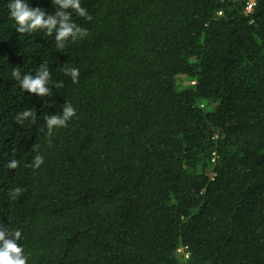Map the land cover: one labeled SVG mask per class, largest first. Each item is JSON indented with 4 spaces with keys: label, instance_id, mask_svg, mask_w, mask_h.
Returning a JSON list of instances; mask_svg holds the SVG:
<instances>
[{
    "label": "trees",
    "instance_id": "16d2710c",
    "mask_svg": "<svg viewBox=\"0 0 264 264\" xmlns=\"http://www.w3.org/2000/svg\"><path fill=\"white\" fill-rule=\"evenodd\" d=\"M10 2L0 231L27 264H264V0H80L90 20L22 0L87 30L63 47L18 32ZM45 70V94L22 87Z\"/></svg>",
    "mask_w": 264,
    "mask_h": 264
},
{
    "label": "clouds",
    "instance_id": "9594fccd",
    "mask_svg": "<svg viewBox=\"0 0 264 264\" xmlns=\"http://www.w3.org/2000/svg\"><path fill=\"white\" fill-rule=\"evenodd\" d=\"M257 0H255L256 3ZM55 4L61 6L62 9L71 8L78 16L84 17L90 20L91 17L87 15L84 8L81 7L80 0H53ZM255 5V4H254ZM253 5V6H254ZM10 18L15 22L16 30L18 32H33L37 29H46V34H51L53 29H56L55 39L60 42L59 46L63 47L64 42L69 38L73 41L76 39H83L88 33L86 29H82L75 23L70 21L68 14L58 12L57 18L49 16L44 17V14L39 10H30L28 4L22 2V0H11L8 5ZM65 74H69L73 80V83L77 82L79 76L78 69L65 70ZM15 75V73H14ZM48 72L45 70L42 74L37 75L35 79L31 76H26L22 81V87L30 92L43 95L47 92L44 87ZM76 115L75 109L71 104H67L63 109V118L53 117L48 120L49 128L53 125L59 127H65L67 121ZM18 161L11 160L7 167L9 169H15L18 166ZM43 163L42 156H36L31 166L39 168ZM22 189L16 188L13 192V198L19 195ZM3 225H0L2 227ZM21 238V232L12 230L9 232V238L6 239L5 231H0V264H27V257L24 254V249L21 246H17L16 241ZM180 248L177 249L178 253Z\"/></svg>",
    "mask_w": 264,
    "mask_h": 264
},
{
    "label": "built area",
    "instance_id": "2783aa9c",
    "mask_svg": "<svg viewBox=\"0 0 264 264\" xmlns=\"http://www.w3.org/2000/svg\"><path fill=\"white\" fill-rule=\"evenodd\" d=\"M244 1H246V5L248 9L251 8L255 4V0H244ZM179 251H181V249Z\"/></svg>",
    "mask_w": 264,
    "mask_h": 264
}]
</instances>
